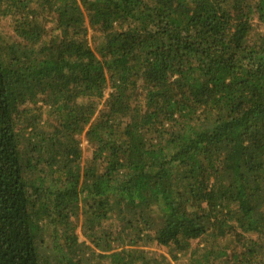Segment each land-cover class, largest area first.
I'll list each match as a JSON object with an SVG mask.
<instances>
[{
  "label": "trees",
  "instance_id": "trees-1",
  "mask_svg": "<svg viewBox=\"0 0 264 264\" xmlns=\"http://www.w3.org/2000/svg\"><path fill=\"white\" fill-rule=\"evenodd\" d=\"M2 18L0 264H264V0Z\"/></svg>",
  "mask_w": 264,
  "mask_h": 264
},
{
  "label": "rangeland",
  "instance_id": "rangeland-1",
  "mask_svg": "<svg viewBox=\"0 0 264 264\" xmlns=\"http://www.w3.org/2000/svg\"><path fill=\"white\" fill-rule=\"evenodd\" d=\"M0 30H2L5 34L10 33V26L9 22L6 18L0 19ZM109 91L106 92V97L108 96ZM82 148L84 152V160H88L91 157L92 151H93V146L90 145L85 139L82 140ZM160 252L166 253V250L164 249H159ZM169 258V257H167ZM173 264H187V257L181 258L179 261L173 262Z\"/></svg>",
  "mask_w": 264,
  "mask_h": 264
}]
</instances>
